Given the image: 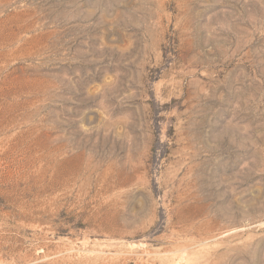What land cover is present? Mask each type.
<instances>
[{
  "label": "rangeland",
  "instance_id": "obj_1",
  "mask_svg": "<svg viewBox=\"0 0 264 264\" xmlns=\"http://www.w3.org/2000/svg\"><path fill=\"white\" fill-rule=\"evenodd\" d=\"M0 264H264V0H0Z\"/></svg>",
  "mask_w": 264,
  "mask_h": 264
}]
</instances>
